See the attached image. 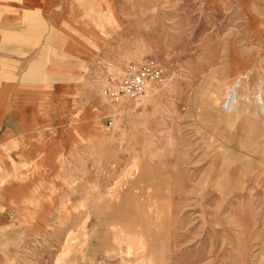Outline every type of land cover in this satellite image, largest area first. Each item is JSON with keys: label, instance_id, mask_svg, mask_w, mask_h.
I'll return each mask as SVG.
<instances>
[{"label": "rangeland", "instance_id": "374dc122", "mask_svg": "<svg viewBox=\"0 0 264 264\" xmlns=\"http://www.w3.org/2000/svg\"><path fill=\"white\" fill-rule=\"evenodd\" d=\"M89 3L94 59L0 177L24 180L0 264H120L125 233L126 264H264V0ZM152 59L161 81L109 96Z\"/></svg>", "mask_w": 264, "mask_h": 264}, {"label": "crops", "instance_id": "0c3cea01", "mask_svg": "<svg viewBox=\"0 0 264 264\" xmlns=\"http://www.w3.org/2000/svg\"><path fill=\"white\" fill-rule=\"evenodd\" d=\"M89 2L0 0V177L34 146L46 103L64 99L76 67L94 59L100 30ZM23 182V176L0 180V233L19 204L10 192Z\"/></svg>", "mask_w": 264, "mask_h": 264}, {"label": "built area", "instance_id": "2783aa9c", "mask_svg": "<svg viewBox=\"0 0 264 264\" xmlns=\"http://www.w3.org/2000/svg\"><path fill=\"white\" fill-rule=\"evenodd\" d=\"M125 76L118 84L119 90L108 89L110 97L126 96L128 98H137L153 83L159 82L163 78V71L155 60H145L136 65L126 68Z\"/></svg>", "mask_w": 264, "mask_h": 264}, {"label": "bare ground", "instance_id": "6f19581e", "mask_svg": "<svg viewBox=\"0 0 264 264\" xmlns=\"http://www.w3.org/2000/svg\"><path fill=\"white\" fill-rule=\"evenodd\" d=\"M165 82V81H164ZM237 85V84H236ZM167 87V86H166ZM260 88V87H259ZM157 92V91H156ZM235 89H231L227 94H225V99L221 103V111L222 113L226 114L228 119L232 118L234 120V117L236 116V104L237 103V98L236 96ZM144 98V97H143ZM154 98V97H153ZM152 98V99H153ZM146 101V100H145ZM247 101V100H246ZM147 102V101H146ZM143 103V102H142ZM262 103V102H261ZM260 103V104H261ZM122 105V104H121ZM239 105V104H238ZM120 106V104H119ZM141 106V105H139ZM261 106V105H260ZM118 108V107H117ZM116 110V109H115ZM261 111V110H260ZM263 112V111H262ZM121 114V113H120ZM225 115V116H226ZM119 116V115H118ZM237 118V117H236ZM114 126V125H113ZM113 128V127H112ZM102 130V129H101ZM217 189H215L216 192ZM239 197V196H237ZM227 202V201H226ZM217 208V207H216ZM122 238L120 239L122 242V245H119V255L122 258V261L120 264H126L127 257L131 254L134 255L135 247H134V240L132 238V234H124L121 236ZM124 248V249H123Z\"/></svg>", "mask_w": 264, "mask_h": 264}]
</instances>
